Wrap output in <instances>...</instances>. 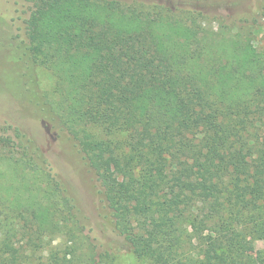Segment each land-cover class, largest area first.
<instances>
[{
	"label": "trees",
	"instance_id": "1",
	"mask_svg": "<svg viewBox=\"0 0 264 264\" xmlns=\"http://www.w3.org/2000/svg\"><path fill=\"white\" fill-rule=\"evenodd\" d=\"M16 1V93L45 136L0 120V264H114L124 251L264 264V46L249 0ZM90 4L110 16L86 19ZM37 64L56 76L52 99ZM66 133L114 245L81 249L79 202L48 149ZM60 232L70 243L47 247Z\"/></svg>",
	"mask_w": 264,
	"mask_h": 264
},
{
	"label": "rangeland",
	"instance_id": "2",
	"mask_svg": "<svg viewBox=\"0 0 264 264\" xmlns=\"http://www.w3.org/2000/svg\"><path fill=\"white\" fill-rule=\"evenodd\" d=\"M251 6V14L257 17V24L254 26L251 42L257 49L264 46V16H260V12L256 14L255 6L258 0H249ZM228 3L219 11H230ZM231 5V4H230ZM25 12L21 3L16 0H0V120H8L13 123L23 126L28 132L38 134L41 142L44 135V126L32 118L27 110L26 104L22 105L18 99L16 91H21V78L19 74L22 70L19 69L15 62L16 52L9 48L14 35L20 33L22 20L25 17ZM86 19L90 17H98L104 19L110 13H107L100 8L90 4L85 11ZM262 15V14H261ZM111 16H113L111 14ZM252 16V17H253ZM114 18V17H113ZM37 85L42 94L50 99L54 97V87L56 83L55 74L43 65H36L35 69ZM8 87L4 85V80ZM65 132V131H63ZM64 140L54 142L52 147H48L52 158L55 160L59 170L63 171V178L76 196L80 206L79 225L80 236H83L84 250L87 245H114L115 232L108 223V213L103 212L99 208V203L96 195L95 176L92 169L85 165V158L74 147L75 141L70 139V134L66 133ZM70 139V140H69ZM83 157V158H82ZM67 235L62 232L49 239L50 245L47 247H61L63 242H68ZM72 240V238H70ZM70 241L68 242V244ZM256 249L264 248V239L254 241ZM80 249V250H81ZM124 251V250H123ZM30 253L29 251H27ZM40 253V252H39ZM44 253H42L43 255ZM41 255V256H42ZM114 264H151L149 260L137 258L136 256L125 253V251L116 258Z\"/></svg>",
	"mask_w": 264,
	"mask_h": 264
}]
</instances>
